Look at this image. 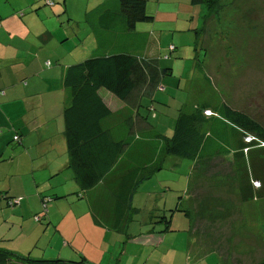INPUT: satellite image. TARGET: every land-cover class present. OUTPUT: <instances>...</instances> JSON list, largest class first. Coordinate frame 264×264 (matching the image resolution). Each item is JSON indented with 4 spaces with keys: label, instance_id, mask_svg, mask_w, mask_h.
I'll use <instances>...</instances> for the list:
<instances>
[{
    "label": "crops",
    "instance_id": "obj_1",
    "mask_svg": "<svg viewBox=\"0 0 264 264\" xmlns=\"http://www.w3.org/2000/svg\"><path fill=\"white\" fill-rule=\"evenodd\" d=\"M107 1L115 5L117 3V0H88L85 5V16L93 12L87 15L90 23L86 26V33L95 36L94 53L109 54L106 48L116 44L120 49H126L116 53L126 52L158 60L156 55H144L148 40H145V34L149 33L100 29L95 12ZM41 3L40 0H4L0 3V225L10 227L17 224L19 231L15 236L22 238L26 235L24 240L10 242L13 236L0 232L1 248L23 253L29 236L23 229V221L31 223L33 215L35 228L41 227V220L47 218L46 226L54 222V232L60 233L58 239L61 247L47 256L57 254L72 258L76 256L72 249L78 250L74 238L78 235V228H81L79 215L83 217L85 228L91 231V237L86 239L87 242L79 253L87 258L89 264H173V257L168 256L169 231H163L165 224L158 221V217H152L155 213L168 216L166 203L162 206L154 204L144 218L136 217L140 209L135 206L137 211L130 214L129 218L126 216L125 222L124 215L122 226L117 227L120 214L117 200L104 182L100 181L95 186L78 192L74 170L68 164L63 133V109L70 103V98L60 77L61 71L68 65H60V75L55 79L53 70H47L43 66V60L47 56L41 60H28L26 55L29 46L37 48V44L30 45L22 38L14 41L8 29L2 30L4 17L24 6L37 11L42 7ZM188 3L190 4V0ZM66 7L64 4V8ZM59 9L60 7L56 10ZM51 32L49 27L43 28L40 36L43 44L51 39ZM109 34L113 36L110 37ZM33 36L37 38V35ZM124 36H133L137 41L136 47L132 44L134 48L127 49L123 41L126 37L122 38ZM47 59L49 58L45 60L48 61ZM218 69L217 75L220 76L214 78L215 90L221 96L225 95L223 100L233 108L247 111L250 106L247 107L242 102V96H238L239 91L246 87L241 88L236 84L228 67ZM160 80L157 84H160ZM226 89L228 93L224 91ZM98 92L110 109L102 126L110 137L117 138L126 131L129 135L142 131L150 134L155 132L156 126L148 121L146 115L138 113L143 96L151 94L149 89L138 87L126 100H120L106 89H99ZM246 94L247 90L244 97ZM249 94L251 98L252 84H249ZM111 95L120 101H111ZM136 123L139 129L133 131ZM17 135L18 140L14 138ZM195 163L192 164L193 173L189 174L186 190L177 201L183 210L188 211H181L182 215L188 216V225H182L183 229L179 231L187 230L188 250L195 255L192 256L193 261L202 264H254L264 261V196H253L242 201L237 190L226 192L213 179L211 182L202 179L201 177L207 176L195 173ZM209 185L212 187L208 188ZM175 205L177 206L176 203ZM69 212L73 218L75 237L65 235L61 229L66 216H70ZM174 212L176 210L171 212V221ZM210 226L214 231L212 237L203 232ZM198 230L201 232L198 233ZM6 240L7 243H2ZM139 245L147 253L128 254L129 246ZM117 249H120V253H117ZM182 257L176 259L180 264H183Z\"/></svg>",
    "mask_w": 264,
    "mask_h": 264
},
{
    "label": "rangeland",
    "instance_id": "obj_2",
    "mask_svg": "<svg viewBox=\"0 0 264 264\" xmlns=\"http://www.w3.org/2000/svg\"><path fill=\"white\" fill-rule=\"evenodd\" d=\"M2 1L4 0H0V3ZM52 1L55 3L51 7L44 3V0L41 3L42 7L37 11H32L30 6H24L4 17L2 30L8 29L14 41L22 38L30 45L37 44V48L29 46L26 55L28 60L35 61L37 58L41 60L42 57L47 56L46 58L49 59L48 61L45 60L46 58L43 60V66L47 70L52 69L53 77L56 79L60 75V65H70L91 55H99V53H94L95 36L86 33L88 22L85 19V5L88 0ZM59 7L60 9L56 10ZM146 11L154 16L153 20L138 22L134 28L137 32L149 33V35L145 34V40H148L144 55H156L158 61L160 60V66L171 68V73L161 78L159 86L150 90V95L143 96L138 108L139 114L146 115L148 121L156 126L161 134L171 135L179 108L189 100L195 61L199 57L204 58V69L213 87L214 78L220 76L217 75L218 68L228 67L236 84L242 86L241 88L246 87L245 90L239 91L238 96H242V102L247 107L250 106L247 112L264 121V0H217L211 10L205 5L189 4L188 0H147ZM36 12L39 13L35 15ZM46 27L52 30V37L46 44H43L40 36L43 28ZM33 34L37 35L36 39ZM122 38H125L123 41L127 49L134 48L132 44L136 47L137 41L133 36ZM108 47L106 48L107 53L126 50L120 49L116 44ZM205 50L206 56H204ZM218 64L219 67H217ZM224 72L227 74L226 69ZM249 84H252L251 98ZM246 90L247 94L244 97ZM224 91L228 93L227 89ZM207 92V90L203 92L193 90L192 97L201 99ZM111 96V101L116 103L120 101L114 95ZM223 96L225 97V95L221 97ZM138 129L137 123L134 124L133 131ZM194 169L196 174L201 173L209 177L203 176L202 179L208 182L213 179L218 183L217 186L225 189L226 192L232 193L233 190H237L238 183L230 155L209 161H196ZM191 173L193 170L190 160H180L176 156L166 157L162 166L157 167L151 177L138 187L133 203L140 209L136 217L144 218L154 204L162 206L164 203L168 205V216H171V209L186 190ZM68 208H66L67 211H69ZM69 214L70 216H66L63 221L61 229L65 235L75 237L72 214L71 212ZM173 214L171 226L177 228L178 231H169L167 234L168 256L173 257V264H180L179 260L176 261L179 256H183V264H202L198 261L194 262L192 256L195 255L188 250L187 230L179 231L183 229L182 225H188V216L182 215L181 211ZM31 218V223L28 220L23 221V229L29 235L25 241L27 246L23 253L2 247L3 249L13 251L18 255H30L29 257L34 259H79L80 249L84 247L86 239L91 237V231H88L83 224V217L78 215L81 228H78L79 232L74 238V244L78 246L79 251L71 248L76 255L72 258L57 254L47 256L61 247L58 239L60 233L54 232V222L46 226L47 218L41 220L42 226L38 228H35L34 222L36 224V221L33 215ZM18 231L17 224H12L10 227L0 225L1 233L13 236L10 242L24 240L26 235L22 238L15 236ZM203 232L212 237L214 231L210 226ZM7 242L8 240L2 243ZM165 243L167 241L162 245ZM116 251L120 253V249ZM44 252L46 255H43ZM144 252L145 249L141 245L129 246L128 254L137 255ZM156 255L158 256V253Z\"/></svg>",
    "mask_w": 264,
    "mask_h": 264
},
{
    "label": "trees",
    "instance_id": "obj_3",
    "mask_svg": "<svg viewBox=\"0 0 264 264\" xmlns=\"http://www.w3.org/2000/svg\"><path fill=\"white\" fill-rule=\"evenodd\" d=\"M216 1L190 0V3L205 5L211 10ZM146 4L147 0H117L116 5L111 1L104 2L95 12L97 23L105 31H133L138 22L153 20V15L146 11ZM91 14L85 16L88 23L87 15ZM169 73L171 68L159 66L156 58L126 52L91 55L61 71V83L70 98V103L63 109V133L68 164L74 170L78 192L104 182L117 200L120 212L117 227L122 226L124 215L123 222L137 211L132 204L135 191L168 156L190 160L194 164L230 155L242 201L264 196V121L223 100L205 72L204 58L198 57L195 61L191 94L179 108L171 135L155 129L152 134L142 131L129 135L126 131L112 138L102 127L110 109L103 102L99 89L126 100L138 87L152 90L159 86V79ZM193 90L208 92L203 98L196 99L192 97ZM206 111L210 113L206 114ZM254 182H259V188ZM176 204L172 211L188 212ZM152 217H158V221L165 224L163 231L178 230L171 226L170 216L155 213ZM0 264L89 263L82 255L78 260L34 259L0 247ZM254 264H264V261Z\"/></svg>",
    "mask_w": 264,
    "mask_h": 264
},
{
    "label": "built area",
    "instance_id": "obj_4",
    "mask_svg": "<svg viewBox=\"0 0 264 264\" xmlns=\"http://www.w3.org/2000/svg\"><path fill=\"white\" fill-rule=\"evenodd\" d=\"M46 1V3L48 4V5H52L53 4V1L52 0H45ZM206 114H209L210 112L209 111H206L205 112ZM16 140L18 139L17 138V136H15L14 137ZM247 139H249V137H247ZM254 185L256 186V187H258L259 186V182H254Z\"/></svg>",
    "mask_w": 264,
    "mask_h": 264
}]
</instances>
